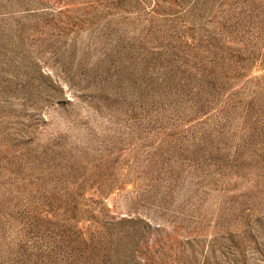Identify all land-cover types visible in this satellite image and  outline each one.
<instances>
[{
    "label": "rangeland",
    "instance_id": "obj_1",
    "mask_svg": "<svg viewBox=\"0 0 264 264\" xmlns=\"http://www.w3.org/2000/svg\"><path fill=\"white\" fill-rule=\"evenodd\" d=\"M0 264H264V0H0Z\"/></svg>",
    "mask_w": 264,
    "mask_h": 264
}]
</instances>
